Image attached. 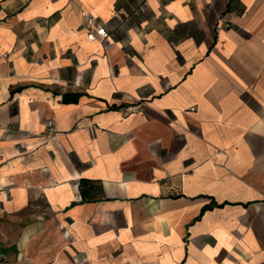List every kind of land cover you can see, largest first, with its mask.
<instances>
[{
    "label": "crops",
    "instance_id": "0c3cea01",
    "mask_svg": "<svg viewBox=\"0 0 264 264\" xmlns=\"http://www.w3.org/2000/svg\"><path fill=\"white\" fill-rule=\"evenodd\" d=\"M0 264H264V0H0Z\"/></svg>",
    "mask_w": 264,
    "mask_h": 264
},
{
    "label": "built area",
    "instance_id": "2783aa9c",
    "mask_svg": "<svg viewBox=\"0 0 264 264\" xmlns=\"http://www.w3.org/2000/svg\"><path fill=\"white\" fill-rule=\"evenodd\" d=\"M85 27L87 29V36L91 41L96 40L98 36L106 37L108 35L105 25L94 15H90L87 18Z\"/></svg>",
    "mask_w": 264,
    "mask_h": 264
}]
</instances>
